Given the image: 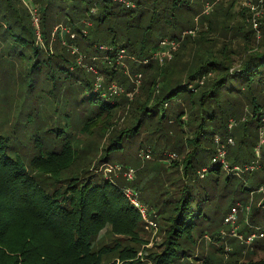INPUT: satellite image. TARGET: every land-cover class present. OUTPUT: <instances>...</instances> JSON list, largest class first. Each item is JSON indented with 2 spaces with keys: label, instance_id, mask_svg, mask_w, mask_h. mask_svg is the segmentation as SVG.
Segmentation results:
<instances>
[{
  "label": "trees",
  "instance_id": "1",
  "mask_svg": "<svg viewBox=\"0 0 264 264\" xmlns=\"http://www.w3.org/2000/svg\"><path fill=\"white\" fill-rule=\"evenodd\" d=\"M134 1V6L127 7L114 0H0V33L6 40L13 36L15 42H24L22 45L32 62L30 67L26 65V72L30 68L38 77L36 83L30 80L27 87L13 94L14 97L10 94L6 97L17 99L16 106L21 102L25 104L29 101L30 91L40 87V92L34 93L40 97L44 95L48 102L54 98L55 104L61 101L65 105L61 109L55 108L67 120L58 126L74 131V121L81 124L80 130L90 135L98 130L106 132L113 116L130 97L123 94L121 99H114L105 87L94 91L95 75L90 77L83 64L78 63L77 56L70 52L69 45L74 43L86 56L102 53L99 50L101 44L115 49L125 47L131 54L129 57L145 59L158 49L162 38L183 41L189 34L185 32L183 38L182 35L178 38V35L164 34L154 44L155 32L173 27L182 33L198 28L195 26L198 24L195 20H198L202 28L198 36L189 41L185 58L176 53L163 65L150 59L146 65L149 71H143L144 64L132 59V71H142L145 75L141 98H135L131 105L130 124L107 138L106 144L109 154L121 147L126 135L138 133L146 123L155 125V131H161L167 113L177 112V117L171 120L177 122L171 127L173 129H163L168 142L174 138L173 149L182 154L180 162L175 159L177 157L170 158L174 160L169 165L172 168H168L179 174L177 183L168 187L172 199L158 212L162 215L166 246L163 252L149 257L155 254L154 264L190 262L195 235H203L206 226L212 222L216 210L213 205L215 193L233 183L232 173L240 161L243 164L250 161L249 151L228 149V143L235 142V137L241 144L249 141L245 139L247 124L237 126L231 132L233 126L229 123L231 118L243 115L248 106L250 123L257 131L260 127L257 117L264 99V14L255 30L247 29L244 24L239 26L240 22L225 25V30L234 28V31L222 41L220 50L213 48L212 41L216 40L214 37L209 39L208 34L219 23V8L213 14L215 18L199 12L210 1L203 0L200 7L201 0H173L171 6L166 4L170 0H165L159 11L156 0ZM29 3L33 4L30 9ZM33 8L37 9L40 19L39 33L32 20ZM60 24L67 26L70 33L55 31ZM240 47L245 48V56L238 66H234L233 57ZM12 48L9 49L24 53L15 43ZM196 59L200 64L194 67ZM119 68L116 62L107 63L101 72L110 82L124 76L119 75ZM228 81L231 84L226 90L231 95L224 101L219 92ZM234 81L239 86H233ZM3 90L7 93L9 89ZM174 100L183 101L181 108L177 109V103L171 102ZM66 106L71 108L66 110ZM22 107L36 109L33 104ZM38 107L40 109L32 117L35 124L37 119L41 120V114L50 112L52 103L50 107L42 108L39 102ZM80 110L83 111L80 113ZM49 118H45L46 127L55 125ZM208 126H212L210 134L206 133ZM171 132L174 135H170ZM218 134L225 135V139ZM55 135L46 143H35L37 155L28 166L20 155L11 153L8 138L0 134V264H144L137 255L140 245H144L140 233L143 221L126 198L124 184L100 172V166L108 161L98 156L92 159L88 149L81 150L86 160L74 161L79 151L75 139L71 140L72 133L67 134V140L59 150L55 143L61 138L60 131ZM208 135L210 137L206 139ZM221 144L226 148L228 168H224L217 158ZM92 160L96 164H92ZM247 166L244 168L251 169ZM69 167L73 170L65 175L64 171ZM233 206L225 211L226 215ZM240 223V232L251 231L243 217L239 218L238 225ZM103 231L108 233L106 237H101ZM109 235L126 238L132 243L109 240Z\"/></svg>",
  "mask_w": 264,
  "mask_h": 264
},
{
  "label": "rangeland",
  "instance_id": "2",
  "mask_svg": "<svg viewBox=\"0 0 264 264\" xmlns=\"http://www.w3.org/2000/svg\"><path fill=\"white\" fill-rule=\"evenodd\" d=\"M23 1L27 2V0ZM132 1L135 2L134 0ZM202 1L203 0L200 1V7L202 5ZM206 1H210L212 3ZM206 1V3L202 6V8H200L201 10L199 11L200 13L201 11H203V15H208L207 17L213 16L215 18L213 14L219 8V12H217L219 23L214 28H211V31L208 33L210 36L209 39H213L212 37H214V39L216 40L212 41L213 48L215 49L221 50L222 41L227 40V35H231L232 31H234V28H232L231 31L230 29L225 30V25L233 26L240 22L238 24L239 26H241V24H244L247 29L255 30L256 26L254 25L252 20L253 15L256 21H258V23L260 24V20L264 14V3H262L263 0L262 2L261 0ZM164 2L165 0L155 1V3H158L160 5L157 7L158 11L164 4ZM171 3L174 4V1L170 0V2H166V4L170 6ZM27 5L29 9L33 6L32 3H29ZM208 5L210 6L209 12H204V9ZM148 7L153 10L152 6ZM244 14L245 17H243ZM195 22H198V24H196ZM195 22V26H197L198 28L193 27L195 28L194 32L187 34L183 41H180L179 46L173 52V56L177 53L176 56H178L179 54L181 58H185L184 52H186V48H190L189 41L192 38H196L199 34L198 31L200 27L202 28L201 23L198 20H195ZM48 28L51 29V26L49 25ZM182 33H180L179 28L167 27L166 29H162L159 32H155L152 42H154V44L158 43L160 37H162L164 34L169 36L174 34L178 35L177 37L180 38ZM239 37L240 36L236 38L238 39ZM53 39L56 38L53 37ZM16 42H18V44ZM16 42L15 39H13V36L9 37V40H6L4 39L2 33H0V134L8 138L11 153L20 155L22 161L29 166L33 158H35V156L37 155V151L34 149L35 143H37V145L42 142L46 143V140H51V137L53 138V136L55 138V133L60 131L61 138H58V141L55 143L57 149L59 150L62 143L67 140V134L72 133L74 137H72L71 140L75 139L74 143L76 145L77 151H79L78 157H74V161H77V163L79 161L86 160L83 157L82 151L88 149L90 151V156L92 159L98 156L99 158L106 159L108 163L120 165L122 168H114L112 170V173H107L105 171V166L103 165L100 166V168L102 169L99 170L100 172L102 171L103 173H105V175H107L108 177L122 182L124 186L133 188L138 193L140 201L149 208L150 217L157 221L156 226L150 225L146 221L142 223L140 233L144 245H140L141 247L138 249L137 253V255L143 260L144 264H154L152 258L155 254L152 257H149V255L153 253L163 252L166 246V244H164L166 233L162 229V215H160L158 212L165 206V203L169 202L172 199L170 193L168 192V187L172 188L173 185L177 183L175 180L176 176L179 174L178 171L171 172L170 168L172 167H170L169 165L174 159H170L168 157L170 153H175L177 155V158H175L176 160L180 162L182 159V154L180 153V151L173 149L174 143L171 142L174 140V138L172 137L168 142L167 136H165L164 131L165 129L167 130L171 127H174L175 123H177L171 121L172 119L177 117V112L175 111L174 113H171L169 111L167 113L166 121L161 124L164 130L161 128V131H155V125H148V123H146L138 133L126 135L121 147L108 154L106 145L107 138L109 139V137L114 135L117 130L123 129L130 124L132 120L131 105L134 102L135 98L139 97V95L141 94V88L144 83L145 75L143 72L141 85L138 87H136L135 85V72H133L131 69L132 63H134V60L132 59L134 58L129 57V55L131 54L127 52V56L125 55L121 60L122 63L117 64L120 67L118 69L119 75L121 73L124 76L119 79L120 81L115 78L110 82H108L106 74L104 72H101L102 68L107 65V63L102 59L103 54L98 53L97 55H95L96 57H98L95 60L90 59V57H93V54L87 55L86 57L83 55V65H85V70L91 75V78L94 76V73L86 68V66L88 67L90 65L98 69L103 77V83L106 84L107 87H109L108 85H110L111 83H117L121 86L119 94L112 95L114 99H121L123 94H125L127 97H130L128 99L130 103L127 102V104L122 106L117 111V113L113 116V119H111V123L108 125L110 127L106 132L98 130L95 134L90 135L86 133L85 130H80L81 124H78L74 121L72 122L74 131L72 129L70 130L69 128H66L65 126H58L57 124H65L67 120L65 117H61L59 115L60 110L58 111L55 108L59 107V109H61L62 105H65L62 104L61 101L55 104V102H53L54 98H51V102L50 100L48 102L47 98H45L44 95L40 97V94L34 93L35 91L40 92V87H32L33 89L28 94L29 101L25 104L21 102L20 105L16 106L17 99H7L6 95L10 94V97H14L13 94H17L20 88L22 89L24 87H27V84L30 80H32V82L35 81V83L38 80V77L36 78L35 74L31 73L30 68L28 69V72H26V65L30 67L32 62L31 56L27 55L28 50L22 45L24 44V42L22 40H16ZM13 43H15L17 47L21 48V51H23L24 53L20 54L19 49H16L17 51H12L11 49H13ZM196 44L198 45L199 43L196 42ZM78 50L79 52H81V49L79 47ZM70 52L73 53L72 51ZM236 52L237 54H234L233 57L234 66H238L241 63L243 56H245V48H237ZM73 54H75L76 56L78 55V53ZM188 56L189 55H187V57ZM166 62L167 61H163L164 64ZM163 63L158 62L159 65H163ZM199 64L200 60L196 59L194 61V67ZM146 65H148V63H144V65L142 66L143 71L148 70ZM190 66L191 62L188 68ZM5 70H8L9 72L7 73ZM37 72L38 71L36 70V75H38ZM180 82L183 81L180 80ZM93 83H95V80ZM234 83L236 82L234 81ZM230 84V81H228L219 92V96L224 101L228 100L231 95V93H228L226 90V88L230 87ZM233 86H239V84L236 83ZM6 87L7 90L9 89L7 93H5L3 90L4 88L6 89ZM39 102L42 108H45L46 106L47 108L50 107L51 103L52 107L50 109V112L48 111L41 114V120L37 119V122L35 124V122L32 121V117L35 113L38 112L37 109H40V107H38ZM171 102L177 103V109L181 108V103H183V101H179V103L176 100ZM27 104H33L36 109L33 110L29 107H22ZM261 104V109L257 117L259 119L258 123L260 126L258 128V131L256 130V126H252V124L250 123L251 112L248 106L245 107L243 115L237 118H231L233 122V128L231 129V132L235 127L244 125L245 123L247 124L248 128L245 133V139L246 141H249L245 144H241L240 142L236 141L237 138L235 137V142L230 141V143H228V149L232 152L245 150L246 153L249 151L247 156L250 158V161L244 164L242 161H240L238 166H236L237 169L234 170V172L232 171L233 183L228 184L225 188H223L224 184L222 183L221 187L223 189L215 193L213 205L216 210L212 215V222L211 224L209 223L208 226L204 225L206 226V230L204 231L203 235H195L196 243L191 253L190 262H188L187 260H182L181 262L175 264L264 263V237H257L251 243L246 241V237L248 236V234L254 231H258L260 227L264 226V136H261L260 133L261 127L262 129L264 128V99L261 100ZM70 108L66 106V110H69ZM82 111L83 110H80V113ZM49 116H51V118H49ZM45 118H49L55 123V125L52 127H46L47 120ZM48 128H50V130H48ZM211 131L212 126H208L206 128V133L210 134ZM217 133H221V131L217 130ZM170 135H174V133L171 132ZM217 136L224 138L225 135L218 134ZM209 137V135L206 136V139H209ZM227 142L228 140L226 138V143ZM148 149H151V157H143L141 152ZM94 160H92V162ZM94 163L95 162H93L92 164ZM249 163L255 168L251 167L253 169H245L244 166H250ZM168 166L170 168H168ZM129 167H132L135 170L136 174L135 178L132 180L125 177V171ZM71 170H73V167H69L66 171H64V174L68 175ZM238 204L239 206H241V209L238 213V218L243 217L244 220L249 224V228L251 229V231H247L244 233L240 232L242 226V223H240V225L237 224V233L232 234V227L225 221V219H223V216L224 214L226 215L225 211L229 210L230 206H235ZM164 209H166V207ZM138 213L141 218L140 212ZM164 216L165 215H163V217ZM105 234L108 233L103 231L101 237H106ZM238 235H242L243 239ZM107 238L109 240L115 239V241H120L122 244L132 243L130 240L122 237L115 238V236L111 237L109 235Z\"/></svg>",
  "mask_w": 264,
  "mask_h": 264
},
{
  "label": "built area",
  "instance_id": "3",
  "mask_svg": "<svg viewBox=\"0 0 264 264\" xmlns=\"http://www.w3.org/2000/svg\"><path fill=\"white\" fill-rule=\"evenodd\" d=\"M114 1L120 2L124 5H126L127 7H131V6L135 5V3L132 0H114ZM261 2H262V0H261ZM209 9H210V6L208 5L205 8V12H209ZM92 10L94 11L95 9L93 8ZM32 18H33L32 20H33V23L36 27V30L39 33L40 19H39L38 12H37L36 8L32 9ZM252 20H253L254 25L256 26L255 28L257 29L258 21H256V19L254 18V15H253ZM54 30L55 31L58 30V31H60V33H64V32L70 33V29L67 26H63L61 24L57 25ZM185 32L193 33L194 29H189L187 31H184L182 34V38L185 35ZM74 35H75L74 33H71V37H74ZM179 44H180V40H178V39H169L168 37H164L160 40L158 49L153 51L149 57H147L145 59L144 58L139 59V58H135V57H133V58L135 61L141 62L143 64L149 62L150 59L158 60L159 62L163 63V61H166V59L172 58L173 52L177 49ZM69 46H70V49L73 53H78V55H77L78 63L83 64V62H82L83 61V55L85 57H86V55L79 52L78 47L74 43L69 45ZM99 50L102 51V54H103L102 59L110 65L114 64L115 62H116V64L122 63V61H121L122 58L125 55L127 56V50L125 47H120V48L118 47L117 49H115L112 46H109L106 44H101V45H99ZM97 58L98 57H96L95 55L92 57L93 60H95ZM90 59H91V57H90ZM83 66H85V65H83ZM86 68L88 70H91L95 75V83H94V89L95 90H99V89L105 87V89H106L105 91L107 93H109L110 95L119 94V92L121 90L120 85H118L117 83H111L110 85H108L109 87H107V85H105L103 83V77L100 74V72L98 71V69H96L92 65H90L88 67L86 66ZM134 75H135V85H136V87H138L142 83L143 72L142 71H136L134 73ZM107 93H103V94H107ZM105 96H107V95H105ZM229 125H230V127H232L233 122L231 121L229 123ZM261 136H264V128L261 131ZM217 140H218V138H217ZM141 154L143 157H146V158L151 157L150 149H148L146 151L143 150L141 152ZM225 155H226V148H225L224 144H221L220 147L218 148L217 158H219L220 161L224 164V168H228L229 166H228V163L225 159ZM176 156L177 155L175 153H170L168 158H175ZM103 166H105V171L107 173H112L113 172L112 170L114 168H118V169L122 168L120 165L111 164V163H105ZM251 167H254V166L253 165L247 166V168H251ZM236 168L237 167H234V169H236ZM125 175H126L125 177L127 179L132 180L135 178V175H136L135 170L132 167H129L126 169ZM202 175H203V173H202ZM123 192H124L126 198L128 199V201L131 203V205H133L138 210V212H140L142 221L143 222L146 221L148 224L156 226L157 221L150 217L149 208L140 201V199L138 197V193L133 188H131L129 186H125L123 188ZM240 209H241V206H239V204L233 206L231 211L225 217V221L228 224H230L232 227V229H231L232 234L237 233L236 228H237V224H238L237 222L239 220L238 213H239ZM238 236L243 239L242 235H238ZM257 237H264V226L260 227L258 229V231H254V232H251L250 234H248V236L246 237V241L251 243Z\"/></svg>",
  "mask_w": 264,
  "mask_h": 264
}]
</instances>
